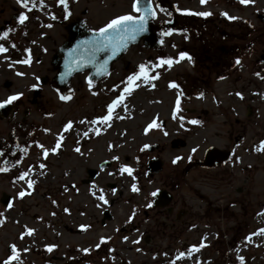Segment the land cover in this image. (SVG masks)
I'll use <instances>...</instances> for the list:
<instances>
[{"label": "flooded vegetation", "instance_id": "flooded-vegetation-1", "mask_svg": "<svg viewBox=\"0 0 264 264\" xmlns=\"http://www.w3.org/2000/svg\"><path fill=\"white\" fill-rule=\"evenodd\" d=\"M135 4L136 0H65L64 3L28 0L24 7L17 0H0V47L6 49L0 52V103L11 96L19 97L0 108L1 177L7 171L21 176L35 166L33 161L38 153L47 159L53 153L44 145L34 147L36 141L32 136L21 135L23 129L34 125L32 116L36 112H45L51 106L47 94H53L58 101H62V96L75 101V94L83 86L107 88L106 81L115 82L112 87L120 86L129 77H138L142 67L143 75L150 77L135 81H143L141 85L149 87L151 92L149 97L137 100L134 115L141 116L143 124L154 108L141 133L142 138L158 136L157 141L139 143L136 148V141L129 143L133 139L126 136L129 127L121 128L127 121L125 118L63 122L61 126L67 131L62 136L74 134L77 141L72 152L77 157L78 170H85L88 175L81 183L63 185L66 202L58 206L63 210L60 214L65 215L63 219L59 216L56 219L53 211L32 216L30 222L25 217H11L23 196L1 193L0 264H138L142 258L170 254L172 246L161 251L159 245L180 241L183 229L186 232L196 223L199 214L192 210L193 202L194 198L200 199L203 181L229 190L240 181L237 120L230 124L223 108L209 109L214 101L199 96L196 91L204 92L216 80L231 77V57L234 60L252 57L257 54L251 52L252 47L255 50L260 47L263 53L253 70L264 74V0H252L248 4L240 0H207L204 4L201 0H139L138 7L144 9L150 5L156 14L153 33L160 44L146 45L142 41L132 47L113 66L111 76L98 82L89 84L88 74H78L66 87L57 84L58 61L64 59L62 46L70 38L76 40L98 33L113 19L126 15L139 18L143 13L134 10ZM202 12L211 15L189 14ZM21 15L27 16L24 23H20ZM229 27L238 28L241 34H229ZM185 34L194 40H186ZM181 54L191 57L194 77L176 72L180 62L187 60H181ZM166 60H172L173 64L161 63ZM169 73L175 79L166 77ZM161 83L167 85L166 89H162ZM172 84L176 85V91L172 90ZM192 94L203 107L190 106ZM207 126H214L208 135V138L212 136L209 139L213 140L212 144L202 149L193 145L191 153H180L166 160L163 153L167 146L179 151L186 149L188 142ZM226 126L230 132L222 134ZM109 134L120 136V140H108V150L133 145L136 148L131 147L124 159H115L111 166L118 163L119 168L130 169L131 175L127 171L126 179L120 176L114 182L98 181L101 173L95 177L91 174L96 170L97 151L93 144H97L101 135ZM211 149L213 155L208 156ZM101 163H97L98 168ZM52 188H48L46 200L56 209ZM236 190L243 192L242 187ZM8 196L12 197L10 203ZM182 253L183 250L177 255L182 257Z\"/></svg>", "mask_w": 264, "mask_h": 264}, {"label": "rangeland", "instance_id": "rangeland-1", "mask_svg": "<svg viewBox=\"0 0 264 264\" xmlns=\"http://www.w3.org/2000/svg\"><path fill=\"white\" fill-rule=\"evenodd\" d=\"M237 29L229 27L228 33L240 35L241 33L237 32ZM250 50L251 52L257 51V54L246 59L242 58L239 60L240 63L236 64L237 67L233 65V62L237 60L231 57L232 75L228 79L222 78L219 82L218 80L215 81L212 87L214 93H211L216 94V96H211L209 91L204 94L208 99L214 100L213 98H216L217 102L218 99L220 101L219 104H214L211 101V104L207 103L209 109L218 111V108H223L225 117L230 120V124L234 122V119L237 120L242 174L240 181L236 182L237 185L234 184L235 188L233 187L231 190L217 183L208 184L207 181H203L200 185L202 192L200 199L194 198L193 202L195 207L192 210L199 214L196 223L191 225L186 232L183 229L184 234L180 237V241H171L170 244L162 243L159 245L161 251L172 246L174 248L172 253H161L152 256V258H142L138 264H264V151L257 150L264 142V74L255 73L253 70L258 62L257 59L263 53L260 47L256 50L255 47H252ZM188 65L177 67L176 72L186 73L194 77V70ZM166 77L175 79V77L170 76V73ZM114 83L104 82L107 88H103L101 85H94V87L90 86L89 88L83 86L75 94V101L71 99H68L67 102L66 99L58 101L53 94H47L51 106H47L45 112H36L32 116L34 125L23 129L21 135L32 136L33 140L36 141L34 147L44 145L45 148H50L53 153L49 155L48 159L38 153L34 157L35 161H33L35 166L21 176H18L14 171H7L6 176H0V199L2 192L14 196L16 193L23 194L21 195L23 196L21 203L18 200L17 208L12 212L10 211L14 213L11 217H25V221L30 222L32 216L51 214L53 211L56 219L65 218V215L60 214L63 210L58 209L59 205L62 207V204L66 202V199L64 201L65 195L62 194L63 185L74 182L81 183L79 181L83 177H87L88 174L85 170H78L77 157L72 152L74 143L77 141L74 134H70L69 137L62 136L67 131L64 126H61L63 122L82 119L101 120L108 114V108L114 106L113 121L115 117L127 120L124 121L121 128L129 127L126 130V136L133 139L129 143H133L132 141L135 140V147L138 148L140 144L144 145L149 140H158V136L154 139L142 138L141 133L142 126L152 117L151 110L154 108H151L150 114L143 119V124L140 123L142 121L141 116L134 115L138 109L137 100L141 97H149V91L142 90L139 87L141 83L136 81L135 83L133 81L132 84L125 82L120 86L112 87ZM161 87L164 90L167 85L161 83ZM125 89H131V91H125ZM169 95L172 94L169 93ZM121 96L124 99L116 104ZM189 100L191 107L200 109L204 106L191 97ZM137 125L140 128L138 127L136 131ZM213 128L214 126H207L203 128V133L199 130L200 135L195 133V139L188 142L189 146L186 149L179 151L171 149L170 145L167 146L163 156L166 157V160H171L174 155L191 153L190 148L193 145L202 149L212 144L213 140H209L212 136L208 138V135L212 134ZM81 129L85 130V127ZM229 130L230 127L226 126L222 134L229 133ZM5 131L6 133L9 132V130ZM108 140L111 142H113L112 140L118 141L120 136L115 134L112 137L111 134L107 137L101 135L97 144H93L97 151L94 163L96 169H98L97 163L104 162V160L124 159L131 147L134 148L133 145L125 147V149L119 147L108 150L106 148ZM194 141H196L197 146L192 144ZM41 148L39 147L38 150ZM198 149L196 150L197 153L200 152ZM119 164H123V162ZM123 169L126 168H119L118 163H116L113 168L102 171L97 180L114 182L120 176V179H126L127 171H123ZM29 182H32L31 187H29ZM205 182L207 184H204ZM50 187H53L50 192L53 195L56 209L53 205L49 206L51 201L46 200L47 190ZM236 187H242L243 192L237 193ZM187 249H189L188 253ZM182 250L184 257H177V252Z\"/></svg>", "mask_w": 264, "mask_h": 264}, {"label": "water", "instance_id": "water-1", "mask_svg": "<svg viewBox=\"0 0 264 264\" xmlns=\"http://www.w3.org/2000/svg\"><path fill=\"white\" fill-rule=\"evenodd\" d=\"M149 22L150 20L147 23ZM141 39V35L132 33L130 26H121V31L119 32L109 30L103 38L99 33L98 37L91 38L87 41L81 40L77 47L73 46L75 43L74 38H70V42H68L62 50L65 54L67 53L70 56L62 63L60 61L58 62L60 71L57 79L67 82L79 71L87 69L88 60H92L95 56L91 55V57H84L83 54H86L88 51H91V53H94L96 50L98 51L99 44L101 49H106V52H103L101 57L108 61L107 65H103L100 70H95L93 72H95V74H100V72H103V75L107 74L113 59L119 58L131 47V45L138 43ZM148 39L151 40V37L149 36ZM84 60L87 62L84 63Z\"/></svg>", "mask_w": 264, "mask_h": 264}, {"label": "snow or ice", "instance_id": "snow-or-ice-1", "mask_svg": "<svg viewBox=\"0 0 264 264\" xmlns=\"http://www.w3.org/2000/svg\"><path fill=\"white\" fill-rule=\"evenodd\" d=\"M64 2H65V0H61V3H64ZM206 2H207V0H201L202 4H204ZM240 2L242 4H248V3L252 2V0H240ZM17 3L21 4L24 7H27L28 0H17ZM138 4H139V0H136V4L134 5V10L137 11V12H140L141 9H140V7H138ZM143 11L146 14H150V15H153V16L155 15V12L151 9L150 5H146L145 8L143 9ZM189 14L201 15V16H205V17L211 15V13H209V12L189 13ZM224 15L227 16V13H224ZM229 18L230 19H236L235 17H229ZM26 19H27L26 15H21L20 16V23H24ZM144 23H145V16L144 15H141L138 20L136 18H134L133 16H131V15L122 16V17H119L118 19H113L107 25L106 28H102L100 30V35L103 38L109 32V30H114L115 32H119V31H121V26H130L133 31H143ZM4 51H6V49H4L3 47H0V52H4ZM185 58H187L189 61H191V57H186L185 54H181L180 59L183 60ZM25 62H27V61H25ZM161 63L162 64H168L169 66H171L173 64V61L172 60H166V61H161ZM236 63L239 64L240 61L237 60ZM141 72L142 73L145 72L143 67L141 68ZM145 75H146V73H145ZM136 79H138V77H135V76L129 77V81H128L129 84H132V82L135 81ZM89 84H91V81H89ZM172 87H176V85L173 84ZM125 91H131V89H125ZM18 98H19L18 96L9 97V99L7 101H5L3 103H0V108L4 107L5 104L12 103L13 101L17 100ZM61 99L62 100L68 99V97H63L62 96ZM123 99H124V97L121 96L119 98V100L116 101V104H118ZM113 107L114 106H110L108 108V114L105 117L101 118L102 122H107V121L112 119ZM192 123H197V122L196 121H192ZM68 127L70 128L71 124H69ZM257 150L258 151H264V142H262V144L259 146V148ZM77 151H79V149H77ZM123 171H128L129 175H131V170L130 169H123ZM31 186H32V182H29V187H31ZM133 191H137V189L135 187H133ZM21 195H23V194H21ZM153 195H155V193ZM100 198L103 199L102 196ZM49 251H51V249H49Z\"/></svg>", "mask_w": 264, "mask_h": 264}, {"label": "bare ground", "instance_id": "bare-ground-1", "mask_svg": "<svg viewBox=\"0 0 264 264\" xmlns=\"http://www.w3.org/2000/svg\"><path fill=\"white\" fill-rule=\"evenodd\" d=\"M263 238H264V235H263Z\"/></svg>", "mask_w": 264, "mask_h": 264}]
</instances>
